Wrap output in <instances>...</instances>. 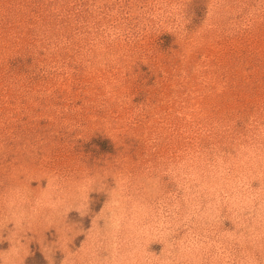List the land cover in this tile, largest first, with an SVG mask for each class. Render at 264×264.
Masks as SVG:
<instances>
[{
  "label": "rangeland",
  "instance_id": "obj_1",
  "mask_svg": "<svg viewBox=\"0 0 264 264\" xmlns=\"http://www.w3.org/2000/svg\"><path fill=\"white\" fill-rule=\"evenodd\" d=\"M0 264H264V0H0Z\"/></svg>",
  "mask_w": 264,
  "mask_h": 264
}]
</instances>
